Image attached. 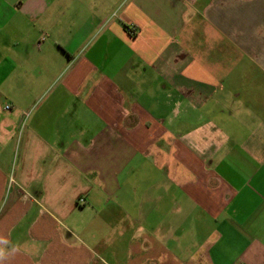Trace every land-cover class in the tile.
<instances>
[{"label": "crops", "instance_id": "1", "mask_svg": "<svg viewBox=\"0 0 264 264\" xmlns=\"http://www.w3.org/2000/svg\"><path fill=\"white\" fill-rule=\"evenodd\" d=\"M0 253L264 264V0H0Z\"/></svg>", "mask_w": 264, "mask_h": 264}, {"label": "built area", "instance_id": "2", "mask_svg": "<svg viewBox=\"0 0 264 264\" xmlns=\"http://www.w3.org/2000/svg\"><path fill=\"white\" fill-rule=\"evenodd\" d=\"M128 31L130 32V34H136V28L134 26H128L127 27ZM6 108H10V105H6Z\"/></svg>", "mask_w": 264, "mask_h": 264}, {"label": "trees", "instance_id": "3", "mask_svg": "<svg viewBox=\"0 0 264 264\" xmlns=\"http://www.w3.org/2000/svg\"><path fill=\"white\" fill-rule=\"evenodd\" d=\"M125 27L127 28L128 26H127V25H125Z\"/></svg>", "mask_w": 264, "mask_h": 264}, {"label": "clouds", "instance_id": "4", "mask_svg": "<svg viewBox=\"0 0 264 264\" xmlns=\"http://www.w3.org/2000/svg\"><path fill=\"white\" fill-rule=\"evenodd\" d=\"M3 253H0V255H2Z\"/></svg>", "mask_w": 264, "mask_h": 264}]
</instances>
